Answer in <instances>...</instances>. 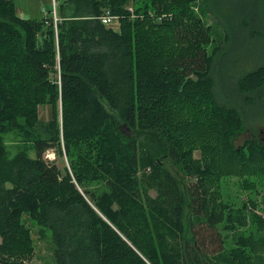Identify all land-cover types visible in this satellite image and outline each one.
Segmentation results:
<instances>
[{
    "label": "trees",
    "instance_id": "16d2710c",
    "mask_svg": "<svg viewBox=\"0 0 264 264\" xmlns=\"http://www.w3.org/2000/svg\"><path fill=\"white\" fill-rule=\"evenodd\" d=\"M244 1L236 23L256 38L264 0ZM58 4L55 21L20 17L13 0H0V264H32L24 212L51 230L54 264H264V217L252 213L259 235L237 232L247 206L235 210L218 188L235 176L256 189L251 178L264 177V141L237 143L253 123L242 102L264 91V62L233 74L226 91L216 71L222 43L197 11L226 28L228 10L216 0ZM107 11L118 28L102 22ZM217 84L239 106L223 102ZM124 127L149 132L198 180L187 183ZM10 132L21 144L14 153ZM48 149L68 165L45 159ZM223 230L235 234L229 252Z\"/></svg>",
    "mask_w": 264,
    "mask_h": 264
},
{
    "label": "rangeland",
    "instance_id": "374dc122",
    "mask_svg": "<svg viewBox=\"0 0 264 264\" xmlns=\"http://www.w3.org/2000/svg\"><path fill=\"white\" fill-rule=\"evenodd\" d=\"M58 1L61 0H57V2ZM202 1L203 0H199V3L201 4ZM15 2L21 7V9H23V6L27 3L33 5L34 7L37 6V9L33 12L34 14L38 13V9L40 10L43 7L54 8L52 0H15ZM216 2L228 10L227 13L230 18V24L226 28L225 23L223 24V20L217 17L213 11L210 10V12L206 14L202 13L201 9H198L197 11L202 16L204 22L211 26L215 43H222L221 52L219 53L218 62L216 64V71L223 88L226 91L231 92L234 90L233 74L242 71L244 68L264 62V19L262 18V21H259L257 26V28L261 31V34L256 38H251L248 36L247 30L240 27L236 23L238 16H241L243 10L248 5V2L244 0H216ZM19 6L18 8H20ZM56 6L57 5L55 4V8ZM211 9H214L213 6ZM113 27L118 28V22L115 23ZM209 47L212 48V45ZM221 85H216V91L218 92L221 100L223 102L239 106V102L231 98L233 97L232 94L225 93ZM242 104L254 126L248 120V129L239 135L237 143L241 144L245 139L253 138L255 136L258 137L259 140L264 141V91L260 95H257V99L253 104H245L243 102ZM50 110V105L48 104L40 106V116L43 120H48L50 118ZM246 118L249 119L248 117ZM255 128L257 129L255 130ZM123 133L126 138L134 136L139 139L138 141L142 142L147 148L148 154L154 155L155 158H160L162 161H166L168 166L167 168L171 169L179 177H184L187 183H192L195 182V180H198L197 176L181 169L172 161L170 157L161 155L157 149L158 141H156L155 138L149 134V132L139 133L124 127ZM4 137L5 143L10 152H16L21 145L18 135L14 132H10ZM32 154L34 155V153ZM199 156L200 151L196 150L194 152V158L199 159ZM44 157L48 161H56L61 168L68 165L67 158L65 156H57L53 149H48L45 152ZM251 180L255 182V185H257L256 189L248 187V184L244 183L242 178L235 176L221 178L218 183V188L220 189V200L229 203L235 210L247 206L245 208V214L248 219V224L245 226L239 225L237 232L259 235L256 226L251 222V219L252 213L255 212L264 217V177L251 178ZM91 185L96 186L97 184L92 183ZM101 190L103 191L104 189ZM149 191L152 196L157 195V191L155 189H151ZM250 199L257 201V207H252L253 205L249 201ZM234 213L239 212L234 211ZM202 221L205 220L203 219ZM21 222L29 230L31 241L30 254H32L30 258L29 254V256L25 257V259H28L32 264H54L56 245L53 240L51 230L40 225L29 212L22 213ZM219 226L222 228L224 223L219 224ZM223 232V235L226 238L225 252H229L230 249L235 246V234L228 230H223ZM210 260L214 264H227L220 257L213 256Z\"/></svg>",
    "mask_w": 264,
    "mask_h": 264
},
{
    "label": "crops",
    "instance_id": "0c3cea01",
    "mask_svg": "<svg viewBox=\"0 0 264 264\" xmlns=\"http://www.w3.org/2000/svg\"><path fill=\"white\" fill-rule=\"evenodd\" d=\"M13 1L15 2V0H13ZM55 4L56 5L58 4L57 0H52V5L54 6V8L53 7L52 8L43 7L40 10L38 9V11H37L38 13H36V14H34L33 12H35V10L37 9V6L34 7L33 5L28 4V3L23 6L24 7L23 9H21V7L16 4V6H17L16 8H17V13L20 17L40 18V17L51 16V15H53V16L57 15ZM18 6L20 8H18ZM40 13H41V15H40Z\"/></svg>",
    "mask_w": 264,
    "mask_h": 264
},
{
    "label": "built area",
    "instance_id": "2783aa9c",
    "mask_svg": "<svg viewBox=\"0 0 264 264\" xmlns=\"http://www.w3.org/2000/svg\"><path fill=\"white\" fill-rule=\"evenodd\" d=\"M54 19H55V21H57V19H58L57 15L54 16ZM101 20L105 25L112 26V27L115 23L118 22V27H119L118 16L110 14L109 11H107L104 15L101 16Z\"/></svg>",
    "mask_w": 264,
    "mask_h": 264
},
{
    "label": "flooded vegetation",
    "instance_id": "af4514ba",
    "mask_svg": "<svg viewBox=\"0 0 264 264\" xmlns=\"http://www.w3.org/2000/svg\"><path fill=\"white\" fill-rule=\"evenodd\" d=\"M264 140V139H263Z\"/></svg>",
    "mask_w": 264,
    "mask_h": 264
}]
</instances>
